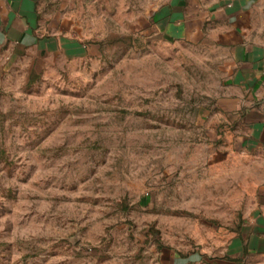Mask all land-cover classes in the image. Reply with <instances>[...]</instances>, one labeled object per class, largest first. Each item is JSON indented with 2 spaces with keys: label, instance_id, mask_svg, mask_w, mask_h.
Here are the masks:
<instances>
[{
  "label": "rangeland",
  "instance_id": "1",
  "mask_svg": "<svg viewBox=\"0 0 264 264\" xmlns=\"http://www.w3.org/2000/svg\"><path fill=\"white\" fill-rule=\"evenodd\" d=\"M169 1H59L49 41L1 46L0 264L218 259L257 214L264 144L225 51L155 21Z\"/></svg>",
  "mask_w": 264,
  "mask_h": 264
},
{
  "label": "crops",
  "instance_id": "2",
  "mask_svg": "<svg viewBox=\"0 0 264 264\" xmlns=\"http://www.w3.org/2000/svg\"><path fill=\"white\" fill-rule=\"evenodd\" d=\"M59 1L68 0H0V48L49 41L40 32L41 20L51 9L61 13L64 6ZM154 16L177 37H189L200 27L225 51L230 64L224 81V94L232 98L227 100L229 109L241 112L251 140L264 144V0H170ZM197 17L202 23L195 27ZM259 207L232 252L218 259L191 258L189 264H264V202Z\"/></svg>",
  "mask_w": 264,
  "mask_h": 264
}]
</instances>
